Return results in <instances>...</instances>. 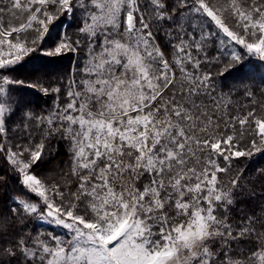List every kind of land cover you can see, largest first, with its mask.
I'll return each mask as SVG.
<instances>
[{
  "label": "snow or ice",
  "instance_id": "6c2138e0",
  "mask_svg": "<svg viewBox=\"0 0 264 264\" xmlns=\"http://www.w3.org/2000/svg\"><path fill=\"white\" fill-rule=\"evenodd\" d=\"M77 14L82 38L45 53L87 49L67 100L20 115L16 65ZM245 56L264 63V0H0V155L27 190L0 213V264H264V204L237 206L255 193L234 169L264 153V103L229 111L215 79ZM53 141L71 154L56 176Z\"/></svg>",
  "mask_w": 264,
  "mask_h": 264
},
{
  "label": "trees",
  "instance_id": "16d2710c",
  "mask_svg": "<svg viewBox=\"0 0 264 264\" xmlns=\"http://www.w3.org/2000/svg\"><path fill=\"white\" fill-rule=\"evenodd\" d=\"M23 19L24 16L21 15L19 20H13V22L19 23ZM66 19L61 17L60 20L54 23V26H50L49 34H46L44 39L38 42L36 51L26 56L23 61L16 65L18 70L13 73V78L25 82L24 85L15 86V100L22 109L20 115L27 111L39 115L46 114L57 104H63L67 100V97L63 94L62 84L57 83V81L63 80V76L70 73L75 59L74 52L56 57L45 54L47 50L55 45L58 37H63L61 34L62 24ZM75 24L76 22H71L67 28V36L73 40L78 39L77 35L72 34ZM28 35L31 38L33 34L30 32ZM161 44L163 47L164 42L162 41ZM217 47V45H213L210 51L215 52ZM239 51H242V48ZM77 52L76 70L80 65L83 66L87 49L82 44ZM243 65L242 71L234 70L231 75L225 72L223 75L215 77L218 84L217 90L228 97V110L238 111L241 114L264 103V63H261L257 58L245 56ZM219 67V65H212L208 70L216 72ZM28 85L38 86L29 87ZM49 86L61 87V93L56 94L51 91L45 93L42 91V88ZM245 86L252 91L253 97L244 95ZM253 99L256 101L255 104L250 103ZM20 115H18L16 121L20 120ZM52 144L49 158L45 161V166L40 169L45 175L57 174L62 169L66 172L71 163V154L68 152L67 144L58 141H53ZM234 169L240 173L241 184L244 186L245 193H255V198H250L248 195L240 196L237 206L252 209L264 204V153H255L251 157L235 161ZM26 191L20 183L18 174L12 171L3 155H0V213L6 212L14 203L15 198ZM232 215L235 216L236 212L233 211ZM16 227L26 229L30 235L46 230V228L43 230V227L39 226L36 219H27L24 224L16 225Z\"/></svg>",
  "mask_w": 264,
  "mask_h": 264
},
{
  "label": "rangeland",
  "instance_id": "374dc122",
  "mask_svg": "<svg viewBox=\"0 0 264 264\" xmlns=\"http://www.w3.org/2000/svg\"><path fill=\"white\" fill-rule=\"evenodd\" d=\"M79 20H80V17H79L78 14H77V16H76V20H74L71 16H68L67 19L64 20V22H63V24H62V33H61V34H62L63 36L67 35V28L69 27L70 23H71V22H76L75 26L73 27V32H72V34L77 35L78 39H81V38H82V34L79 32V27H78V22H79ZM54 23H55V22H54ZM228 23H229L230 26H231V21H228ZM222 38H223V39H227L226 37H222ZM217 46H218V44H217ZM230 47L232 48V50H235V51H239V49L242 48V47L239 46V45H234V42H233V44H232ZM87 54H88V53H86V57L83 59V65L86 63ZM74 57H75V59H74L73 67L71 68L70 73H66V74L63 76V77H64L63 80H58V81H57V83L62 84L63 89H64V85H66L67 82H68L70 79L78 78V77H79V75H80V69L83 67L82 65H80V67H78L77 70L75 69V65H76V61H77L76 59H78V52H77V51L74 52ZM63 83H64V84H63ZM64 91H65V89H64ZM17 117H18V116H17ZM19 121H20V120L15 121L14 124H15V123H19ZM14 124H13V126H14ZM16 139H19V137L17 136ZM48 175H50V174H48ZM56 175H57L56 173H52V174H51V176H56ZM38 223H39V226H42V227H43V228H42L43 230H45V228H46L45 232H46V231H52L53 228H55V226H49L47 223H45V222H43V221H40V220H38ZM40 232H41V231H40ZM42 232H44V231H42ZM55 232H56V233H59V234H61V235H63V230L60 229V228H55Z\"/></svg>",
  "mask_w": 264,
  "mask_h": 264
}]
</instances>
